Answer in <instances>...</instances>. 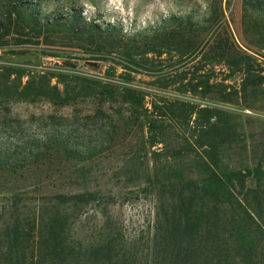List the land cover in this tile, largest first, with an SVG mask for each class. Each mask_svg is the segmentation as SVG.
I'll return each instance as SVG.
<instances>
[{
	"label": "trees",
	"instance_id": "obj_1",
	"mask_svg": "<svg viewBox=\"0 0 264 264\" xmlns=\"http://www.w3.org/2000/svg\"><path fill=\"white\" fill-rule=\"evenodd\" d=\"M40 1L0 0V48L74 45L88 55L83 60L111 64L107 77L122 84L0 66V106L86 105L139 134L151 165L125 168L120 179L152 194L154 223L131 235L108 212L114 197L87 182L35 204L30 187L0 184V264H264V167L235 160L248 152L238 148L245 135L237 117L158 93L246 107L264 95L263 63L230 32V0H174L177 12L132 30L73 7L44 14ZM242 7L245 41L264 51V0H242ZM81 137L54 130L42 154L0 151V171L22 174L48 159L76 170L98 156L92 137ZM97 138L102 145L109 133ZM249 178L256 188L247 187Z\"/></svg>",
	"mask_w": 264,
	"mask_h": 264
},
{
	"label": "rangeland",
	"instance_id": "obj_2",
	"mask_svg": "<svg viewBox=\"0 0 264 264\" xmlns=\"http://www.w3.org/2000/svg\"><path fill=\"white\" fill-rule=\"evenodd\" d=\"M41 2V3H40ZM37 4L39 11L51 15L59 9L69 11L76 8L90 20L103 23H120L126 30L139 29L155 22L161 15L178 11L174 0H43ZM242 0H230L227 18L230 32L238 46L256 57L264 65V51L250 46L245 41L242 28ZM12 50L18 52L13 53ZM87 54L74 45L68 46H26L22 48H0V66L14 67L27 73H54L79 76L102 82L119 83L120 80L107 77L111 64L94 62L90 64L82 58ZM122 72L118 69L117 74ZM138 79L147 80L149 78ZM27 80V78L25 79ZM56 82V80H54ZM237 85V82H235ZM142 86L144 83H140ZM171 98L184 99L202 107H215L230 112L237 117L239 133L244 134V142L239 147H247L244 159L236 158L239 163L254 167H264V95L249 99V106L242 104H223L203 100L192 95H176L158 92ZM72 131L78 138L82 135L92 137L98 156L87 165L78 164L76 170H70L69 163L48 159L37 161L32 168L22 174L10 175L0 171V184H16L30 187L31 203L43 202V197H50L59 192L76 193L79 185L89 183L90 190L101 196L114 197L108 212L113 219L124 226L131 235L140 231L148 232L154 223V203L152 194L144 186L138 187L137 181L126 184L122 179L125 168H145L151 165L148 148H144L139 134L126 131L122 123L115 118L96 115L86 105L60 108L45 101L36 103L12 102L0 106V151L19 153H41L38 149L45 146L46 136L52 131ZM128 132V133H127ZM109 133V140L96 144L97 137ZM97 136V137H95ZM97 139H95V138ZM82 138V137H81ZM84 141H87L83 139ZM84 150V146L73 147ZM236 162V161H235ZM72 164H77L72 162ZM76 171V172H75ZM135 182V183H134ZM140 184V183H138ZM132 186V187H128ZM247 187L256 188L253 178L247 181ZM45 201V200H44ZM92 214L90 224L97 220ZM99 218V217H98Z\"/></svg>",
	"mask_w": 264,
	"mask_h": 264
},
{
	"label": "water",
	"instance_id": "obj_3",
	"mask_svg": "<svg viewBox=\"0 0 264 264\" xmlns=\"http://www.w3.org/2000/svg\"><path fill=\"white\" fill-rule=\"evenodd\" d=\"M90 64H93V65H94L95 63H94V62H90ZM235 84H236V83H235Z\"/></svg>",
	"mask_w": 264,
	"mask_h": 264
}]
</instances>
